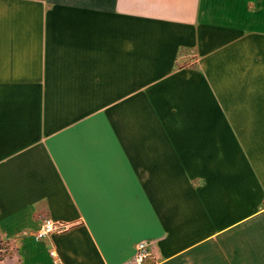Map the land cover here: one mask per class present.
Returning a JSON list of instances; mask_svg holds the SVG:
<instances>
[{
  "label": "crops",
  "instance_id": "crops-1",
  "mask_svg": "<svg viewBox=\"0 0 264 264\" xmlns=\"http://www.w3.org/2000/svg\"><path fill=\"white\" fill-rule=\"evenodd\" d=\"M0 238L264 264V0H0Z\"/></svg>",
  "mask_w": 264,
  "mask_h": 264
},
{
  "label": "built area",
  "instance_id": "built-area-1",
  "mask_svg": "<svg viewBox=\"0 0 264 264\" xmlns=\"http://www.w3.org/2000/svg\"><path fill=\"white\" fill-rule=\"evenodd\" d=\"M60 230H62L61 227L56 226L49 220H45L43 222L41 235L45 236L47 234L54 233ZM147 248H148V245L146 243L137 244L135 248V254L132 258L133 264H143L144 263L145 259L149 257V252ZM51 256H54L53 253H51Z\"/></svg>",
  "mask_w": 264,
  "mask_h": 264
},
{
  "label": "rangeland",
  "instance_id": "rangeland-1",
  "mask_svg": "<svg viewBox=\"0 0 264 264\" xmlns=\"http://www.w3.org/2000/svg\"><path fill=\"white\" fill-rule=\"evenodd\" d=\"M6 246L0 245V262H10L16 260L15 250L9 246L8 249H5Z\"/></svg>",
  "mask_w": 264,
  "mask_h": 264
},
{
  "label": "trees",
  "instance_id": "trees-1",
  "mask_svg": "<svg viewBox=\"0 0 264 264\" xmlns=\"http://www.w3.org/2000/svg\"><path fill=\"white\" fill-rule=\"evenodd\" d=\"M178 66V65H177ZM180 68V67H178ZM0 245H3V246H6L5 249H8L9 246H11V244L8 242V241H3L1 238H0ZM12 247V246H11ZM13 248V247H12ZM14 249V248H13ZM15 250V249H14Z\"/></svg>",
  "mask_w": 264,
  "mask_h": 264
}]
</instances>
